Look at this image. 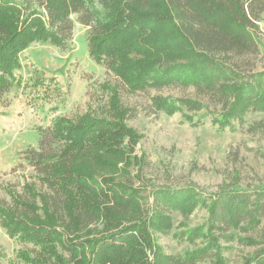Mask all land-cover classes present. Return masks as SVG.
<instances>
[{
  "label": "trees",
  "instance_id": "1",
  "mask_svg": "<svg viewBox=\"0 0 264 264\" xmlns=\"http://www.w3.org/2000/svg\"><path fill=\"white\" fill-rule=\"evenodd\" d=\"M263 18L264 0H0V103L14 87L21 53L35 42L65 49L76 22L89 29L92 60L117 78V83L100 86L109 96L104 115L88 111L76 120L59 116L50 129L38 130L39 148L28 149L26 157L36 169L35 179L48 192L30 183L24 188V199L12 195V209H0V220L9 226L10 234L18 233L25 243L33 242L50 255L60 240L65 251L76 255L74 264H185L170 261L161 249L158 252L148 230L171 231L173 222L167 213L187 215L194 210L192 205L210 204L208 236L225 243H264L262 188L241 192L222 188L212 199H200L191 190L159 188L154 190L158 221L110 234L132 221L130 217L143 215L139 202L144 195L132 188L130 178V185L108 179L117 176L121 164L127 165L124 140L132 136L125 122L134 110L123 104L124 92L192 87L200 96L223 104L214 119L222 129L231 120L243 123L247 113L264 111V71L254 73V60H249L260 53L257 38ZM151 103L155 111L168 115L202 106L188 98L161 96H154ZM249 129L264 134V121ZM100 222L104 233H110L81 241L84 232ZM137 235L155 252L150 263ZM257 257L261 258L258 264H264V249L253 259ZM195 259L190 254L186 261ZM47 260V256L38 258L35 264Z\"/></svg>",
  "mask_w": 264,
  "mask_h": 264
},
{
  "label": "rangeland",
  "instance_id": "2",
  "mask_svg": "<svg viewBox=\"0 0 264 264\" xmlns=\"http://www.w3.org/2000/svg\"><path fill=\"white\" fill-rule=\"evenodd\" d=\"M259 26L257 41L260 53L258 57L249 58L254 60L250 61L254 64L251 68L254 73L264 71V18ZM88 31V28L76 22L74 36L65 49L35 42L19 57L21 69L15 73L14 87L3 98L4 103H0L2 210L12 209L13 196L24 199V188L30 183H34L42 193L48 192L46 186H41V182L35 179L36 169L26 157L28 149L39 148L40 136L38 131L26 137L24 100L36 116L39 112L44 115L45 130L52 127L48 117L51 120L59 116L76 120L88 111L92 115H104L109 106V96L100 86L105 82L117 83V78L90 57ZM154 96L174 100L188 98L202 106L197 111L185 109L184 112L168 115L163 110L155 111L152 108L151 99ZM122 102L134 110L133 117L125 122L132 136L124 140L127 165L121 164L117 176L108 175V179H115L114 182L121 185H130L128 180L132 179V188L143 191L144 198L139 205L141 212H144L136 219L129 216L132 221L112 229L110 234L134 225L150 227V221H158L154 190L159 188L181 193L191 190L200 199H212L222 188L231 187L240 192L264 189V134L249 129L257 122L264 121V111L247 113L243 123L231 120V125L222 129L214 119L220 116L223 104L200 96L192 87L154 88L135 95L124 92ZM27 140L30 145H27ZM192 203L190 200L189 204ZM192 209L187 215L178 211L167 213L173 222L171 231L153 233L149 228L150 240L155 241L158 252L161 249L170 261L175 259L185 264L260 262L261 258L255 260L253 257L264 249V243L255 246L238 240L225 243L222 238L218 242L205 233L212 220L211 205H192ZM104 227L102 222L92 225L91 230L84 232L85 238H81V241L86 243L88 239L107 236L109 233H104ZM67 236L69 234L66 232V239ZM137 236L142 250L147 249L145 260L150 263L155 252L146 246L141 235ZM241 237L245 238L246 235L242 233ZM57 241L53 255H50L33 242L25 243L18 233L11 235L9 226L0 220V264H35L38 258L42 260L46 256L48 260L43 264H74L76 255L65 251L61 241ZM207 248L210 249L203 252ZM87 251L90 258L91 251ZM190 254L196 258L192 263L186 261ZM160 263L165 264L164 261Z\"/></svg>",
  "mask_w": 264,
  "mask_h": 264
},
{
  "label": "crops",
  "instance_id": "3",
  "mask_svg": "<svg viewBox=\"0 0 264 264\" xmlns=\"http://www.w3.org/2000/svg\"><path fill=\"white\" fill-rule=\"evenodd\" d=\"M56 68H59V67L57 66ZM24 107H25V122H26V137H27L29 133L38 132L40 128H43L44 115H41V113L39 112L36 116L34 113V110L31 108V106H27V103L25 100H24ZM48 121L50 122L51 125L53 124V119L51 120V117H48ZM19 129L20 128H18L17 130ZM27 145H30L28 140H27Z\"/></svg>",
  "mask_w": 264,
  "mask_h": 264
}]
</instances>
